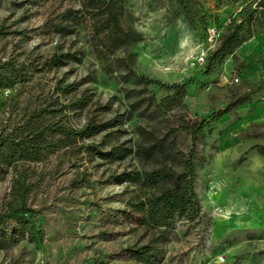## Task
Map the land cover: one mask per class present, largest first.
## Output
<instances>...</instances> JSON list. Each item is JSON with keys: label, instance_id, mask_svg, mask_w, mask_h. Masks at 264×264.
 Returning a JSON list of instances; mask_svg holds the SVG:
<instances>
[{"label": "rangeland", "instance_id": "374dc122", "mask_svg": "<svg viewBox=\"0 0 264 264\" xmlns=\"http://www.w3.org/2000/svg\"><path fill=\"white\" fill-rule=\"evenodd\" d=\"M104 1L0 0V136L44 127L67 144L0 171V211L32 209L30 235L0 240V264H264L262 10L234 56L211 61L256 0H116L112 36ZM248 90L250 103L217 115ZM195 121L193 141L181 125ZM118 148L131 152L118 159ZM191 153L197 206L147 228L131 203L149 187L122 173H180ZM154 234L151 262L131 257Z\"/></svg>", "mask_w": 264, "mask_h": 264}, {"label": "trees", "instance_id": "16d2710c", "mask_svg": "<svg viewBox=\"0 0 264 264\" xmlns=\"http://www.w3.org/2000/svg\"><path fill=\"white\" fill-rule=\"evenodd\" d=\"M185 1H181L184 3ZM105 10L108 13L107 30L109 36L119 31V15L117 13L116 0H108ZM257 10H262L264 14V0H256L255 7L249 8L246 12V18L241 20L236 25L229 28L220 41L218 47L211 55V61L220 58L223 59L228 55L235 54L236 49L246 40L244 30H249L253 23V16ZM6 64H9L7 62ZM245 63L240 67H245ZM264 84V80L262 81ZM71 85H68L70 88ZM255 96L252 91L248 90L239 97H234L229 100L223 107L215 109L217 115H223L229 112L233 107L241 104L250 103ZM88 102V97L84 94L82 97L75 99L72 104L74 106H83ZM110 122H105L102 129H107ZM90 127L85 125L82 130H69L59 128L60 132L67 134L81 135ZM182 129L188 130L192 135V140L195 141L199 134L202 133L203 126L195 121L193 123H183ZM44 127L34 128L28 134L16 136L12 133H7L0 136V171L7 165L18 160H39L43 152L50 153L59 147L66 146L62 142L53 141L44 136ZM127 149H117L116 158L123 159L130 153ZM103 157H110L114 151L99 152ZM124 179L133 181L144 187H149L148 191L141 199L135 203H131V207L136 212H140V222L147 228L168 227L171 225L173 218L176 215H182L190 206H197L196 193L193 188L192 178L195 176V166L193 154H189L184 163L183 171L175 172L170 168H158L154 170L144 171H124ZM151 187H157V190H152ZM32 209L22 201L19 204H10L8 207L0 211V240L11 235V237H26L27 232L31 233L30 219L28 214ZM18 240V239H16ZM161 241V236L152 235L149 241L141 246H131L128 251L131 257L145 263L151 260L158 254L156 243Z\"/></svg>", "mask_w": 264, "mask_h": 264}, {"label": "crops", "instance_id": "0c3cea01", "mask_svg": "<svg viewBox=\"0 0 264 264\" xmlns=\"http://www.w3.org/2000/svg\"><path fill=\"white\" fill-rule=\"evenodd\" d=\"M260 38H261V39H260ZM260 38H259V40L263 41V43H264V35H263V37H260ZM262 49H263V47H262ZM261 51H262V50H261ZM263 55H264V54H263ZM209 196H211V195H209ZM210 202H212L211 199H210ZM210 202H209V203H210ZM205 205H206V203H205ZM218 205H221L220 202H218ZM225 209H226L230 214H232L235 210H237L236 206H235L234 203H232V202H227L226 205H225Z\"/></svg>", "mask_w": 264, "mask_h": 264}, {"label": "built area", "instance_id": "2783aa9c", "mask_svg": "<svg viewBox=\"0 0 264 264\" xmlns=\"http://www.w3.org/2000/svg\"><path fill=\"white\" fill-rule=\"evenodd\" d=\"M218 31L216 30V28H212L211 31H210V35H211V38L213 37H217L218 36Z\"/></svg>", "mask_w": 264, "mask_h": 264}]
</instances>
